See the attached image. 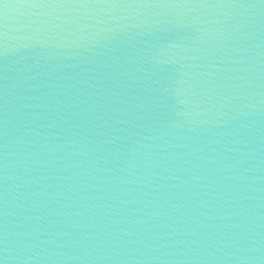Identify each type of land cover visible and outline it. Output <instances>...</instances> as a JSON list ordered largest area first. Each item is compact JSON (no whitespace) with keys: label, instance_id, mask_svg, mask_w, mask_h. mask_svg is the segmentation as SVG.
Listing matches in <instances>:
<instances>
[{"label":"water","instance_id":"water-1","mask_svg":"<svg viewBox=\"0 0 264 264\" xmlns=\"http://www.w3.org/2000/svg\"><path fill=\"white\" fill-rule=\"evenodd\" d=\"M0 264H264V0H0Z\"/></svg>","mask_w":264,"mask_h":264}]
</instances>
